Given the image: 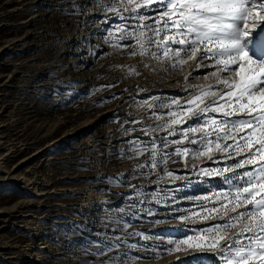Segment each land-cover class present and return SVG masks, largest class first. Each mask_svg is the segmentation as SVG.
Wrapping results in <instances>:
<instances>
[{
    "label": "rangeland",
    "instance_id": "obj_1",
    "mask_svg": "<svg viewBox=\"0 0 264 264\" xmlns=\"http://www.w3.org/2000/svg\"><path fill=\"white\" fill-rule=\"evenodd\" d=\"M112 5L119 14L107 10ZM125 6L121 0H0V264H183L191 253L169 254L167 241L222 223L193 216L213 206L193 197L229 186L219 176L194 173L235 161L216 153L218 164L175 155L161 162L175 148H197L161 147L165 138L179 139L164 128L170 113L181 110L171 100L188 107V99L216 85L209 75L215 68L196 69L189 60L173 69L158 59L149 42L156 37ZM153 144L155 157L131 150ZM158 219L165 222L153 223ZM136 232L143 235H130ZM205 254L208 264H220Z\"/></svg>",
    "mask_w": 264,
    "mask_h": 264
},
{
    "label": "snow or ice",
    "instance_id": "obj_2",
    "mask_svg": "<svg viewBox=\"0 0 264 264\" xmlns=\"http://www.w3.org/2000/svg\"><path fill=\"white\" fill-rule=\"evenodd\" d=\"M121 2L126 5L124 11L134 13L132 18L140 21V27L151 31L156 37L149 42L160 51L158 59L161 56L166 58L173 69L189 60L196 61V69L215 68L209 75L215 78L216 85L202 88L199 94L185 102L188 107L181 105L178 99L171 100L181 110L170 113L172 119L164 128L165 131L172 129L169 136L179 135V139L165 138L161 147L187 143L197 145V148H175L173 152L165 153L161 162L166 165L175 155L181 159L195 160L207 157L218 164L220 160L214 159L216 153L224 158L225 163L235 161L222 168H200L194 173L205 177L219 176L229 186L228 191L193 197L213 205L203 207L206 215L193 213V216L201 220H220L222 223L200 229L193 235L185 233L183 237L169 239L167 243L172 247L167 252H190V258H186L183 264H208L205 253H211L220 264H264V0ZM107 10L120 13L115 5ZM148 20H152L153 24H147ZM117 30L124 31V28ZM146 35L147 32L140 33V36ZM137 43L142 55L149 52L145 48V41L137 38ZM205 61L212 63L205 64ZM209 113L221 118L217 119V116H210ZM201 117L204 119L201 120ZM188 119H194V123L186 128H173L174 125L187 124ZM229 140L232 143H228ZM131 150L137 154L151 150L155 157L157 148L153 144L151 149L136 146ZM239 156L243 158L237 159ZM151 167H157L155 158ZM246 168L248 170L237 172ZM229 173L231 175H227ZM166 175L173 180L181 179L171 171H166ZM137 195L143 193L138 192ZM168 198L175 202V197ZM156 203L160 204L161 201L156 200ZM172 218L182 222L189 219ZM163 222L164 219L153 221ZM130 235L143 234L136 232ZM191 241L196 243L191 244ZM111 259L115 261L119 257ZM120 264L124 262L120 261Z\"/></svg>",
    "mask_w": 264,
    "mask_h": 264
}]
</instances>
